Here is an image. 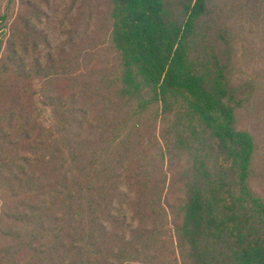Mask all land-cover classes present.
Here are the masks:
<instances>
[{"label": "trees", "instance_id": "1", "mask_svg": "<svg viewBox=\"0 0 264 264\" xmlns=\"http://www.w3.org/2000/svg\"><path fill=\"white\" fill-rule=\"evenodd\" d=\"M0 264H264V0H0Z\"/></svg>", "mask_w": 264, "mask_h": 264}]
</instances>
